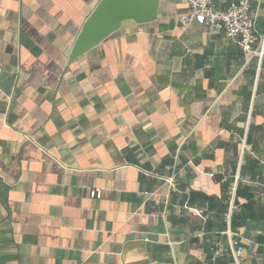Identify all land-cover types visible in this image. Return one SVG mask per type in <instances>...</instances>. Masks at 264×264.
Returning a JSON list of instances; mask_svg holds the SVG:
<instances>
[{
  "label": "crops",
  "instance_id": "0c3cea01",
  "mask_svg": "<svg viewBox=\"0 0 264 264\" xmlns=\"http://www.w3.org/2000/svg\"><path fill=\"white\" fill-rule=\"evenodd\" d=\"M100 2L0 0V264H264V55L157 0L70 60Z\"/></svg>",
  "mask_w": 264,
  "mask_h": 264
},
{
  "label": "built area",
  "instance_id": "2783aa9c",
  "mask_svg": "<svg viewBox=\"0 0 264 264\" xmlns=\"http://www.w3.org/2000/svg\"><path fill=\"white\" fill-rule=\"evenodd\" d=\"M184 1L187 11L179 17L182 28L196 23L211 34L222 33L228 39L235 41L244 54H256L259 58L264 55V50L256 47L257 36L254 30V20L250 16L252 0H234L225 9H216L212 0ZM89 196L99 199L102 192L99 189H93L89 192ZM240 252V248L232 251L235 259Z\"/></svg>",
  "mask_w": 264,
  "mask_h": 264
},
{
  "label": "water",
  "instance_id": "95a60500",
  "mask_svg": "<svg viewBox=\"0 0 264 264\" xmlns=\"http://www.w3.org/2000/svg\"><path fill=\"white\" fill-rule=\"evenodd\" d=\"M157 0H101L84 23L70 54L74 60L117 31L125 21L146 24L156 19Z\"/></svg>",
  "mask_w": 264,
  "mask_h": 264
}]
</instances>
